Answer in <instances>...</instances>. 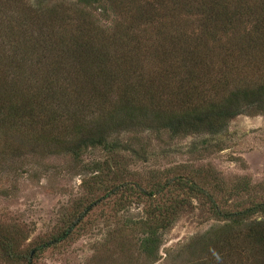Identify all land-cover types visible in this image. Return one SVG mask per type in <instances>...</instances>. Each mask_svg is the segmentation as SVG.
Masks as SVG:
<instances>
[{
    "label": "trees",
    "instance_id": "1",
    "mask_svg": "<svg viewBox=\"0 0 264 264\" xmlns=\"http://www.w3.org/2000/svg\"><path fill=\"white\" fill-rule=\"evenodd\" d=\"M254 102H264V0H0V127L67 143L75 160L114 130L180 125L186 134ZM187 189L222 221L186 246L193 264H264V200L223 208ZM175 212L158 206L149 228ZM3 242L7 257L30 263Z\"/></svg>",
    "mask_w": 264,
    "mask_h": 264
},
{
    "label": "rangeland",
    "instance_id": "2",
    "mask_svg": "<svg viewBox=\"0 0 264 264\" xmlns=\"http://www.w3.org/2000/svg\"><path fill=\"white\" fill-rule=\"evenodd\" d=\"M223 123L186 134L174 130L180 125L114 130L79 160L67 143L0 127V264H26L7 257L3 239L18 256L35 249L29 264H193L186 246L222 221L190 183L223 208L264 200V102L242 105ZM166 180L165 195L139 191ZM116 183H125L122 192L108 198ZM168 205L171 222L149 228L150 212Z\"/></svg>",
    "mask_w": 264,
    "mask_h": 264
},
{
    "label": "water",
    "instance_id": "3",
    "mask_svg": "<svg viewBox=\"0 0 264 264\" xmlns=\"http://www.w3.org/2000/svg\"><path fill=\"white\" fill-rule=\"evenodd\" d=\"M35 252V249H33L30 253V256H32V254Z\"/></svg>",
    "mask_w": 264,
    "mask_h": 264
}]
</instances>
